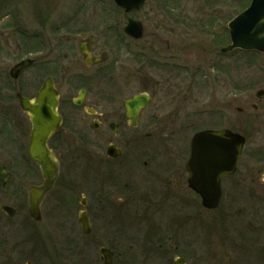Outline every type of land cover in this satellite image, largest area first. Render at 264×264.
Here are the masks:
<instances>
[{
	"label": "rangeland",
	"instance_id": "1",
	"mask_svg": "<svg viewBox=\"0 0 264 264\" xmlns=\"http://www.w3.org/2000/svg\"><path fill=\"white\" fill-rule=\"evenodd\" d=\"M249 1L145 0L140 10L125 13L113 0H0V84L13 63L34 61L13 86H0V96L8 90L32 95L45 76L56 85L59 40L63 109L72 110L71 100L82 84L88 90L95 84L124 93L147 91L152 95L148 105L162 104L175 112L176 154L187 157L190 138L200 128H230L246 137L239 170L254 171L256 182L264 178V98L254 94L264 89V54L221 51L229 43L228 22ZM128 17L142 23L141 38L124 32ZM82 41L94 56L104 54L105 61L88 67L78 49ZM15 163L0 191V202L15 209L13 216L0 212V264H102L100 247L121 255L130 249L128 264H139L138 247L119 248L120 242L94 234L85 237L76 209L45 208L34 222L24 204L28 162ZM232 207V219L225 223L238 242L234 249L258 251L252 244L257 236L264 242V208L255 233L248 225L247 201ZM120 262L117 256L116 264Z\"/></svg>",
	"mask_w": 264,
	"mask_h": 264
},
{
	"label": "flooded vegetation",
	"instance_id": "2",
	"mask_svg": "<svg viewBox=\"0 0 264 264\" xmlns=\"http://www.w3.org/2000/svg\"><path fill=\"white\" fill-rule=\"evenodd\" d=\"M78 49L88 67L105 61L104 54L93 55L86 41ZM19 61L4 72L6 79L1 87L13 86L11 83L34 63L32 60L11 79L9 71ZM39 87L32 95L8 90L9 94L0 96V164L9 172L10 179V165L28 162L23 170L27 182L26 208L29 190L41 186L44 178L29 157L32 124L16 94L32 100ZM55 87L56 114L61 124L46 145L56 160L57 171L51 188L40 201V211L76 209L77 219L79 213H84L90 226L85 237L94 234L98 239L120 242L119 248L138 247L139 264H264L261 237L256 235L258 240L252 244L258 251L240 252L234 249L238 242L225 223L230 222L225 219L232 214V206L243 199L248 203V225L256 233L259 211L264 208V178L255 182L254 171L242 173L237 168L232 175L220 179L219 202L214 208H207L191 186L193 182L186 168L189 149L186 158L175 153L174 111L162 104L148 105L152 95L147 91L124 93L99 89L95 84L89 90L82 84L71 100L72 110L63 109L59 92V40ZM81 89L85 92L80 105H76L73 100ZM144 92L148 94L146 105L140 106L136 101L129 117L125 103ZM204 182L205 179H200L199 184L202 191H207ZM239 211L244 214V207ZM0 212L6 214L1 209ZM107 248L112 253L111 264H116L117 256L120 264L129 263L130 249L122 256Z\"/></svg>",
	"mask_w": 264,
	"mask_h": 264
},
{
	"label": "water",
	"instance_id": "3",
	"mask_svg": "<svg viewBox=\"0 0 264 264\" xmlns=\"http://www.w3.org/2000/svg\"><path fill=\"white\" fill-rule=\"evenodd\" d=\"M114 3L123 8L125 12L137 11L141 8L145 0H113ZM228 33L230 44L222 48L223 52L231 51L235 48L242 50H255L264 53V0H251L249 6L235 16L228 23ZM124 31L134 38H139L142 34L141 23L128 19ZM30 63V60H23L10 70V75L16 77L19 71ZM256 96L263 97L264 89L257 90ZM83 90L80 96L75 100V104H80ZM17 100L21 108L28 112L32 122L31 143L29 155L39 164L42 174L45 178L44 185L39 188H33L30 192L29 211L34 220H39L38 203L42 195L50 188L56 172V163L50 152L45 146L48 136L60 125L56 115L57 92L53 82L49 77L45 78L43 85L39 89L33 101L17 94ZM147 95L134 97L128 100L125 105L128 108V116L133 114L132 107L138 101L144 105ZM244 143V137L233 133L230 130H204L196 133L191 140V156L187 162V169L191 176L197 179L207 180L209 189L207 192H201L203 202L208 207H214L220 196L219 178L223 175L232 174L237 166V161ZM194 166V167H193ZM8 173L0 166V186L4 184ZM1 206V205H0ZM11 215L13 210L7 206H1ZM81 228L84 233L89 230L86 219L79 218ZM101 255L104 258V264H109L108 250L101 249Z\"/></svg>",
	"mask_w": 264,
	"mask_h": 264
}]
</instances>
